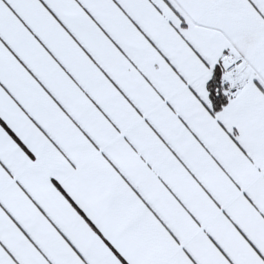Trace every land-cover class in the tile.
Returning <instances> with one entry per match:
<instances>
[{
	"label": "snow or ice",
	"instance_id": "obj_1",
	"mask_svg": "<svg viewBox=\"0 0 264 264\" xmlns=\"http://www.w3.org/2000/svg\"><path fill=\"white\" fill-rule=\"evenodd\" d=\"M0 264H264V0H0Z\"/></svg>",
	"mask_w": 264,
	"mask_h": 264
}]
</instances>
